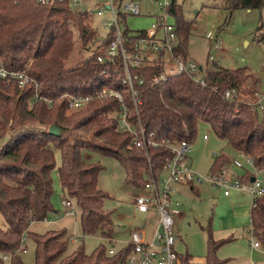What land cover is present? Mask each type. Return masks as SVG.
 <instances>
[{"label": "trees", "instance_id": "16d2710c", "mask_svg": "<svg viewBox=\"0 0 264 264\" xmlns=\"http://www.w3.org/2000/svg\"><path fill=\"white\" fill-rule=\"evenodd\" d=\"M262 8L264 0H226L231 11L237 7ZM181 45L180 52L189 55L190 34L194 18L184 14L183 3L173 0ZM89 54L73 64H67L75 45V29ZM129 28L125 33L128 36ZM112 31L103 32L90 18L76 12L67 1L52 5L37 0H0V64L10 69H24L33 77L24 87L18 80L0 78V264L10 254L13 264H28L20 254L25 237L36 243L34 264H126L131 244L110 253L105 243L87 252L84 243L69 251L66 229H49L40 233L30 229L32 222L47 218L52 209L54 171L57 169L63 198L73 199L80 208L83 235L100 233L113 241V209L105 207L112 195L99 186L100 162L88 160L83 149L114 156L124 166L126 182L141 187L145 174L141 165L147 161L145 150L130 147L132 133L119 127L118 119L109 112L122 102L116 96H94L85 106L69 111L65 92L96 95L104 86L121 90L130 108L129 119L139 117L152 137L161 141L188 139L194 142L201 122L240 152L253 157L257 167H264V111L249 102L260 89V78L247 65L228 67L216 64L204 76L195 80L188 72L169 74L159 82L152 77L166 70L162 63L151 62L133 66L131 73L137 90L139 114L130 85L117 77L107 76L113 64L97 60L99 43L112 38ZM125 36V37H126ZM126 37V39H127ZM99 41V42H98ZM93 45V46H92ZM120 72L122 61L118 60ZM143 78V81L140 79ZM37 90L53 98L34 100ZM228 88L237 95L226 96ZM51 124L61 127L55 134ZM60 148L62 162L57 165L55 148ZM149 153L153 171L158 174L172 151L165 145H151ZM232 158L216 153L210 171L222 169ZM254 233L264 244V194L251 208ZM227 239H216L209 227L207 264H225L218 255ZM10 252V253H7ZM264 264V263H262Z\"/></svg>", "mask_w": 264, "mask_h": 264}, {"label": "rangeland", "instance_id": "374dc122", "mask_svg": "<svg viewBox=\"0 0 264 264\" xmlns=\"http://www.w3.org/2000/svg\"><path fill=\"white\" fill-rule=\"evenodd\" d=\"M145 14L130 15L128 21L132 27H146L154 20L153 14L161 11L155 0H138ZM183 3L184 14L194 18L189 43V59H196L204 65V70L218 65L236 67L247 65L249 70L260 78V89L264 88V7L248 8L237 7L231 11L224 5L226 0H179ZM106 14L105 16H107ZM171 20H174L172 17ZM91 20V19H90ZM103 18L94 17L101 33L105 32L102 26ZM74 28V26H73ZM75 29L76 45L67 59V64H73L84 59L89 54V49L84 48L77 29ZM223 43L216 45L217 37ZM93 46V45H92ZM214 61L211 63L209 59ZM203 70V71H204ZM68 112H71L70 110ZM208 138H204V134ZM228 142L219 137L210 125L201 122L197 136L191 144V161L195 169L203 174L210 170L215 152L227 149ZM231 145V144H230ZM56 162L60 165L62 154L60 148H55ZM84 156L95 162H100L104 167L99 174V186L107 190L112 197L105 200V207L113 209V241L105 239L100 233L83 235L80 222V208L72 200V205L66 204L57 169L54 171V192L52 195V209L47 218L32 222V230L46 232L49 229H66L69 240V251L80 243H84L87 252H91L100 243H105L110 249L120 248L131 239V229L144 224L154 227L155 218L149 213L136 209L134 199L140 190L138 187L126 182V171L119 159L114 156L102 154L99 151L83 149ZM237 157V156H235ZM245 163V155H240ZM166 173L163 171L162 174ZM197 190L190 186H181L178 197L183 201V213L175 215V226L180 230L175 249L181 253L188 252L198 260H205L208 251L209 227L213 229V236L224 234L226 230L216 231L220 225L232 226L239 222L233 196H226L222 187L209 182H197ZM251 205V203H250ZM69 208H74L75 213H68ZM148 216V217H147ZM147 217V218H146ZM146 218V219H145ZM0 222L3 214L0 212ZM251 219L247 221L250 225ZM249 238V239H248ZM241 238L239 241L227 242L219 247L218 254L238 256L251 249L252 236ZM20 251L22 259L28 264L35 263L36 243L32 237H25ZM10 253V252H7ZM246 255V254H244ZM4 264H13L10 254L4 256Z\"/></svg>", "mask_w": 264, "mask_h": 264}, {"label": "built area", "instance_id": "2783aa9c", "mask_svg": "<svg viewBox=\"0 0 264 264\" xmlns=\"http://www.w3.org/2000/svg\"><path fill=\"white\" fill-rule=\"evenodd\" d=\"M43 4L52 5L56 1H67L71 8L76 12H81L91 19L95 24L94 17H102V26L107 31H112V38L106 43H99L96 51L97 60L101 63L109 62L113 64L114 71L107 68L105 73L107 76L117 74V77L123 82L130 85L131 94L136 106L137 113L138 100L137 90L134 87L131 68L133 66H144L151 62L162 63L166 66V70L152 77L154 82H159L168 77L169 74L186 71L195 80L205 82L204 76L206 71L204 65L196 59H189V55L185 56L180 52L181 45L175 15L171 11L173 0H155L161 11L153 14L154 20L146 27H132L129 24L130 15L145 14L142 11L141 3L138 0H37ZM108 14L107 16H105ZM174 20H171L170 18ZM129 28V39L125 30ZM103 33L100 32L96 39H100ZM127 39H126V37ZM99 42V41H98ZM216 45H221L223 40L217 37ZM122 61L123 72H120L118 60ZM212 58L209 62H213ZM204 70V71H203ZM0 78L5 80H18L19 85L24 87L28 82L33 80L24 69H10L0 64ZM143 81V78L140 79ZM38 82H36V91L34 100H45L49 105L52 104L53 98L45 97L37 90ZM236 88H228L225 92L226 96L237 95ZM69 102V110H76L85 106L94 96H116L122 102L118 109L109 112V116L118 119L119 127L132 133L131 143L129 146L138 147L145 150L147 161L141 165V171L145 174L144 185L138 187L142 190L134 199L136 209L149 213L155 218L154 227L148 232L145 225L131 230L130 249L126 254V264H207L205 260L181 253L175 249V243L179 230L175 226V215L181 213L180 201L174 197L176 184H195L197 182H209L215 186L222 187L226 194L232 189L248 191L252 195V205L258 196L264 194V167L256 166L253 157L249 154L239 152V156L233 157L230 163L244 167L245 163L241 160L240 155H245L246 162L254 167V179L242 177L229 171L230 163H227L222 169L217 171H209L203 174L194 168L191 161L190 151L191 142L183 138L181 140L172 141L163 138L161 141L152 137L153 131L148 132L143 125L140 117L137 123L129 119L130 108L125 101V95L121 90L112 86H104L96 95L78 94L65 92ZM252 106L257 107L260 111H264V88L259 89L255 96L249 100ZM207 138L208 134H204ZM151 145H165L172 151V156L165 162L163 170L156 174L153 171L152 161L149 153ZM163 171L166 173L162 174ZM65 199V198H64ZM67 205L71 206L72 200L65 199ZM68 213H75L74 208H69ZM251 236L256 237L254 226L251 223ZM261 241L257 238L253 245L259 246ZM22 251H26L22 247ZM115 248L109 249L110 253L115 252ZM8 254L4 256L7 257Z\"/></svg>", "mask_w": 264, "mask_h": 264}, {"label": "crops", "instance_id": "0c3cea01", "mask_svg": "<svg viewBox=\"0 0 264 264\" xmlns=\"http://www.w3.org/2000/svg\"><path fill=\"white\" fill-rule=\"evenodd\" d=\"M205 134H207V133H205ZM239 152L240 151L237 148H235L232 145L228 144L226 150L215 152L214 158H215L216 153H225L228 156H230L231 158H233L235 156H239ZM210 170H211V167H210ZM229 171L231 173H235V174L240 175L242 177L254 178V176H255L254 167L251 166L250 164H248L247 162H245L244 167H240V166H237V165H235L233 163H230ZM183 185H188V186H190V188L192 190H197L196 189L197 188V184L196 183L195 184L194 183L193 184H176V190L174 192V197L180 201V208H181V213L180 214L183 213L182 206L184 205V203L178 197V193H180L181 186H183ZM223 192H224V189H223ZM224 194L226 196H230V197L233 196L232 202H234V204L236 206L237 220H240V221L235 223L232 226H229V227H227L228 225H220V226H218L219 228H217L216 231H220L222 229H224L226 231H225L224 234L217 235V239H227V241L224 242V243H227V242L239 241L242 237L243 238H245V237L248 238V235L249 234L251 235L250 230H251L252 220H251L249 226L247 224V221L249 219H251L252 195L248 191H241V190H238V189H232L229 194H226L225 192H224ZM250 203H251V205H250ZM149 216H150V214H149ZM143 225H145V221H144ZM152 228H150V230ZM30 229L32 230L31 225H30ZM179 234H180V230H179ZM113 236H114V229H113ZM255 239H256V237H254L252 239V241L250 242L251 249L249 251H246V253L242 252L238 256H234V255H226L225 253L222 252L221 254H218V255L220 257H223V258L227 259L225 264H262V263H264V244L261 242V244L259 246H254L253 242H254ZM128 242H127V244H128ZM185 254H189V253L185 252ZM244 254H246V255H244ZM189 255H191V254H189Z\"/></svg>", "mask_w": 264, "mask_h": 264}, {"label": "water", "instance_id": "95a60500", "mask_svg": "<svg viewBox=\"0 0 264 264\" xmlns=\"http://www.w3.org/2000/svg\"><path fill=\"white\" fill-rule=\"evenodd\" d=\"M49 131L55 134H59L61 132V127L57 124H51L49 127ZM254 179V178H252Z\"/></svg>", "mask_w": 264, "mask_h": 264}]
</instances>
